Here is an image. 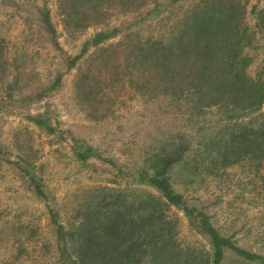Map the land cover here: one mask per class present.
<instances>
[{
  "label": "rangeland",
  "instance_id": "374dc122",
  "mask_svg": "<svg viewBox=\"0 0 264 264\" xmlns=\"http://www.w3.org/2000/svg\"><path fill=\"white\" fill-rule=\"evenodd\" d=\"M60 1L0 0V264H64L59 226L76 224L102 188L158 194L139 172L170 145L185 149L170 184L233 243L220 264H264V164L215 161L226 132L257 113L192 114L128 60L136 42L172 36L200 0L110 8L77 30ZM243 1L247 71L264 81V0ZM105 31L110 37L94 44ZM168 210L177 244L209 255L210 236L183 207Z\"/></svg>",
  "mask_w": 264,
  "mask_h": 264
},
{
  "label": "trees",
  "instance_id": "16d2710c",
  "mask_svg": "<svg viewBox=\"0 0 264 264\" xmlns=\"http://www.w3.org/2000/svg\"><path fill=\"white\" fill-rule=\"evenodd\" d=\"M148 1L60 2L65 20L77 30L107 9L128 11ZM246 12L243 0H200L184 12L172 36L136 42L128 49V60H134L150 76L155 74L158 93L179 100L192 114L211 107L222 110L228 119L257 113L226 132L215 158L222 167L241 162L264 164V112L260 111L264 81L247 71L252 57L245 51L251 43ZM107 37L109 32H98L93 43ZM184 151L180 145L162 148L149 156L147 168L139 172L140 181L158 194L142 191L130 195L102 188L80 209L76 224L66 230L59 226L64 264H220L225 249L233 243L204 214H194L195 209L187 207L169 182L168 172L182 161ZM171 205L183 207L196 229L210 236L209 255L199 256L177 244L174 221L168 214Z\"/></svg>",
  "mask_w": 264,
  "mask_h": 264
}]
</instances>
